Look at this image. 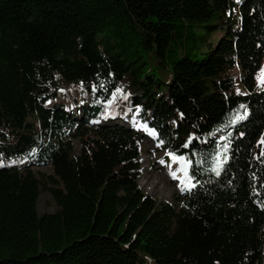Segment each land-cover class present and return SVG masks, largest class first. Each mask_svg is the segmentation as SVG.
<instances>
[{"label": "trees", "instance_id": "1", "mask_svg": "<svg viewBox=\"0 0 264 264\" xmlns=\"http://www.w3.org/2000/svg\"><path fill=\"white\" fill-rule=\"evenodd\" d=\"M263 59L264 0H0V264H264ZM140 129L191 162L176 205Z\"/></svg>", "mask_w": 264, "mask_h": 264}, {"label": "rangeland", "instance_id": "2", "mask_svg": "<svg viewBox=\"0 0 264 264\" xmlns=\"http://www.w3.org/2000/svg\"><path fill=\"white\" fill-rule=\"evenodd\" d=\"M262 66H264V59ZM235 72L239 74V70ZM258 84L260 86L264 85ZM73 112H75V109ZM240 117H244V115ZM240 117L236 118L235 121L241 119ZM120 123L123 124L122 121ZM139 131L142 137L140 139L141 176L138 184L145 193L153 196L159 203L168 201L176 205V197L183 192L180 184L182 174L179 176L180 164L174 161L168 155V151L156 142L155 136L152 134L150 136L148 131L146 133H143L141 129ZM72 142V153L73 155H78L80 153V142L77 138H74ZM162 160L163 163L161 162ZM34 171L41 180V191L37 201L38 213L42 215L58 211L60 207L53 198L49 188H62V183L54 174L50 165L35 166ZM172 172L176 173L175 177L171 175Z\"/></svg>", "mask_w": 264, "mask_h": 264}, {"label": "snow or ice", "instance_id": "3", "mask_svg": "<svg viewBox=\"0 0 264 264\" xmlns=\"http://www.w3.org/2000/svg\"><path fill=\"white\" fill-rule=\"evenodd\" d=\"M257 80H258V83L264 84V66H261V68L259 70V73L257 75ZM120 91L121 90L119 88L116 89V92H120ZM113 95H115V93H113ZM124 95H125V98H126L127 97V94H124ZM108 103H111V101H108ZM240 107L243 108L245 106L244 105H241ZM137 111H139V106H137ZM245 115H247V109L246 108H245ZM240 118H243V117H240ZM143 126L145 128L148 127L147 126V123H144ZM150 134H152V135H158L156 133V130L155 129H151ZM160 143H163V141H160ZM259 143L262 144V145H264V135L261 136V139H260ZM168 155L171 156L174 161L179 162V164H180V171L183 172V173H185V177H184L185 181L188 182L189 187H194V184H192V182H191L192 178L187 174V170H188V167H189V165H190L191 162L189 160H187V158L185 156L180 155V154L168 153ZM260 155L261 156H264V151H262L260 153ZM223 159L226 160L227 159V156H224ZM161 162L163 163V160ZM222 162L223 161H221V163ZM171 175H173V177H175L176 173L175 172H172Z\"/></svg>", "mask_w": 264, "mask_h": 264}, {"label": "bare ground", "instance_id": "4", "mask_svg": "<svg viewBox=\"0 0 264 264\" xmlns=\"http://www.w3.org/2000/svg\"><path fill=\"white\" fill-rule=\"evenodd\" d=\"M181 174H183V173L180 171V172H179V176H180Z\"/></svg>", "mask_w": 264, "mask_h": 264}]
</instances>
